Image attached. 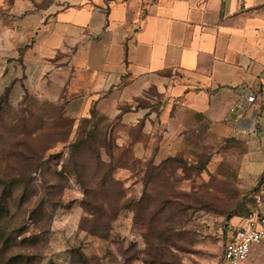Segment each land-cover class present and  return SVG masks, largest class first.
Segmentation results:
<instances>
[{
	"label": "rangeland",
	"instance_id": "rangeland-1",
	"mask_svg": "<svg viewBox=\"0 0 264 264\" xmlns=\"http://www.w3.org/2000/svg\"><path fill=\"white\" fill-rule=\"evenodd\" d=\"M65 103L0 93V264H224L228 231L264 182V128L219 141L202 125L154 164ZM257 247L250 264H264Z\"/></svg>",
	"mask_w": 264,
	"mask_h": 264
},
{
	"label": "crops",
	"instance_id": "crops-1",
	"mask_svg": "<svg viewBox=\"0 0 264 264\" xmlns=\"http://www.w3.org/2000/svg\"><path fill=\"white\" fill-rule=\"evenodd\" d=\"M5 88L11 104L65 95L74 120L94 111L142 162L176 156L202 125L251 139L264 128V0H0Z\"/></svg>",
	"mask_w": 264,
	"mask_h": 264
},
{
	"label": "built area",
	"instance_id": "built-area-1",
	"mask_svg": "<svg viewBox=\"0 0 264 264\" xmlns=\"http://www.w3.org/2000/svg\"><path fill=\"white\" fill-rule=\"evenodd\" d=\"M244 99L251 103L255 101L253 94H248ZM249 198L251 205L244 214L242 223L228 231L223 243L224 264H250L257 246H264V182L252 189Z\"/></svg>",
	"mask_w": 264,
	"mask_h": 264
},
{
	"label": "trees",
	"instance_id": "trees-1",
	"mask_svg": "<svg viewBox=\"0 0 264 264\" xmlns=\"http://www.w3.org/2000/svg\"><path fill=\"white\" fill-rule=\"evenodd\" d=\"M169 159V158H168ZM18 259V258H17Z\"/></svg>",
	"mask_w": 264,
	"mask_h": 264
}]
</instances>
